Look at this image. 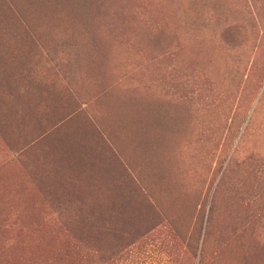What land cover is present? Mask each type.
<instances>
[{"label":"rangeland","instance_id":"374dc122","mask_svg":"<svg viewBox=\"0 0 264 264\" xmlns=\"http://www.w3.org/2000/svg\"><path fill=\"white\" fill-rule=\"evenodd\" d=\"M52 9L0 0V264H264V0Z\"/></svg>","mask_w":264,"mask_h":264},{"label":"trees","instance_id":"16d2710c","mask_svg":"<svg viewBox=\"0 0 264 264\" xmlns=\"http://www.w3.org/2000/svg\"><path fill=\"white\" fill-rule=\"evenodd\" d=\"M25 1V0H23ZM30 5H33V4H46L47 5V8L50 7V4L52 3V6H53V9L50 11V19L52 21H54V23L56 25H62L64 27H68L71 29L70 26L68 25H73V26H76L79 28L80 31H78L77 33H74L77 35H81V38H82V35H83V32L84 30L82 29L81 25L80 24H84L86 26V34L90 31V26L91 24L94 23L95 20H102L103 19V16L108 12L106 10H108V5H112V0H84V2H89V3H92L93 6L92 8H88V7H85L83 8L81 3L79 2V0H26ZM55 3H60V6L57 7V5ZM98 3H100V5L104 6V9L103 8H99L98 7ZM107 3V4H106ZM40 8V7H39ZM48 10V9H47ZM106 11V12H105ZM72 21V23H71ZM78 22V23H77ZM73 23H76V24H73ZM75 27V29L77 30V28ZM177 116V115H175ZM176 118H180V117H176ZM174 120V118H173ZM177 120V119H176ZM175 121V120H174ZM109 130V129H108ZM115 133H113L112 131L109 130V134L106 138L102 137V136H99L98 138L100 140H104L106 139L107 141H109V146L112 147L111 149L113 151H111L109 148V152L110 154H116V156L118 157V159L120 160V157H121V150H122V141L119 139L118 141V137H115L114 136ZM77 139H74L72 141H76ZM86 141L87 139H84L83 140V144L86 145ZM81 143V141H80ZM81 143V144H82ZM161 144H165V141L163 142H157V141H150V143L146 144L144 147H143V150L144 152L143 153H139L138 155V163L135 164V166L133 167V162L134 160H131V157L130 159L128 160H124V167L126 168L127 171H137L138 168L141 169V164H147L148 162L151 163L152 162V159L153 160H156L155 157L158 156V150L159 148L161 147ZM124 145L127 147L128 149V146L126 145V142L124 141ZM149 146V148H148ZM90 148V147H89ZM91 149V148H90ZM90 149H83V151H85L83 153L80 152V153H76L73 151V153L70 155L71 157V161L73 160L74 158V161H75V165H79V162H83L87 165H85L84 168H87V169H83V170H80L82 172V175L87 178V179H94L95 177H97L98 174H100L101 177H107L109 173H107V169L102 171V172H95V171H92L90 170L89 168L94 164V161H96V159L93 158V156H96V155H99L96 154V155H92V152L94 150H90ZM149 149V150H148ZM157 150V151H156ZM53 151L55 152H58L57 149H54L53 148ZM92 151V152H91ZM147 151H149V153H147ZM82 154V159L79 160L78 156ZM49 155H52V162L54 164H59L57 161H55V154L53 155L52 152L49 151ZM126 153L124 152V154L122 156H125ZM77 157V158H76ZM58 158V157H57ZM151 158V159H150ZM77 159V160H76ZM59 160V159H58ZM88 160V162H86ZM133 161V162H132ZM151 161V162H150ZM121 162V161H120ZM123 163V162H121ZM71 165H69L68 167L70 168ZM69 172V171H68ZM138 177L141 181V176L139 174H137ZM77 176H79L77 174ZM163 177V172L162 170L159 169V178ZM67 178V177H65ZM70 178V177H69ZM70 183V182H69ZM71 185H76L74 183H71ZM74 193H78V192H74Z\"/></svg>","mask_w":264,"mask_h":264}]
</instances>
